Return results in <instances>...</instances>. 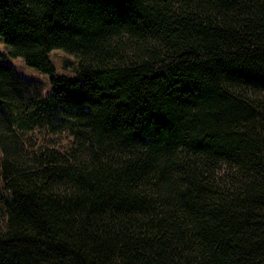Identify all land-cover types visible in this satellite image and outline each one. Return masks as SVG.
<instances>
[{
  "label": "trees",
  "instance_id": "1",
  "mask_svg": "<svg viewBox=\"0 0 264 264\" xmlns=\"http://www.w3.org/2000/svg\"><path fill=\"white\" fill-rule=\"evenodd\" d=\"M0 38L50 79L0 61V264H264V0H0Z\"/></svg>",
  "mask_w": 264,
  "mask_h": 264
},
{
  "label": "rangeland",
  "instance_id": "2",
  "mask_svg": "<svg viewBox=\"0 0 264 264\" xmlns=\"http://www.w3.org/2000/svg\"><path fill=\"white\" fill-rule=\"evenodd\" d=\"M49 60L55 67L56 73L71 76L75 71V60L60 52L55 51L49 55ZM0 61L10 66L15 75L25 82H33L39 85V89L43 95H47L50 92V79L43 73L37 72L33 69L27 68L21 59L9 58L5 54L2 39L0 38ZM66 140V139H65ZM68 140V139H67Z\"/></svg>",
  "mask_w": 264,
  "mask_h": 264
}]
</instances>
